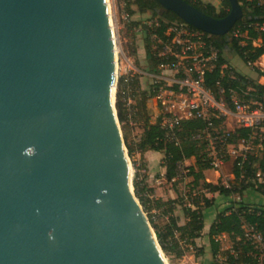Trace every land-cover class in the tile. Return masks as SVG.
<instances>
[{
	"label": "water",
	"instance_id": "1",
	"mask_svg": "<svg viewBox=\"0 0 264 264\" xmlns=\"http://www.w3.org/2000/svg\"><path fill=\"white\" fill-rule=\"evenodd\" d=\"M224 36L210 17L155 0ZM105 0H0V264H166L130 189Z\"/></svg>",
	"mask_w": 264,
	"mask_h": 264
},
{
	"label": "trees",
	"instance_id": "2",
	"mask_svg": "<svg viewBox=\"0 0 264 264\" xmlns=\"http://www.w3.org/2000/svg\"><path fill=\"white\" fill-rule=\"evenodd\" d=\"M125 1L129 5L134 6L139 14L150 12L152 16L156 17V21L151 25V30L147 38L149 43H164L168 39L165 36V31L168 26L173 24L185 25V23L175 14L164 10L155 0ZM183 1L202 13L216 19L224 17L229 9V3L227 0H221L222 8L219 11H216L211 5L203 4L200 0ZM236 1L242 11V18L236 22L228 34L224 36H211L204 34L207 41L217 50L218 57L213 68L209 71H204L202 75L203 84L216 99L222 97L223 101H225L229 108H232L230 102L231 91L248 108L251 109L260 106L264 110V82L256 84L250 83V81L242 75L221 69V67L225 65L223 52L227 49L232 50L244 64H252L257 59L261 60L264 58V0ZM188 27L193 29L190 26ZM234 32H237V37L233 36ZM245 33L248 36L252 35L253 38L258 41V45L253 46L251 42L244 41L243 35ZM241 42H244L245 44L242 45ZM160 48V44L156 51H151L150 45H147L146 47V55L151 62V65L155 67L167 63L166 60L157 56ZM256 71L259 77L264 79V71ZM182 77L183 75H178V78ZM124 79L126 78L122 77L119 79L116 92L115 108L119 123H123L126 119L124 101L122 100L126 98L124 93L127 85H129L132 90L129 97L134 102V109L136 110L135 116H139L145 111V103L148 100L146 93L139 91L136 77H130L125 84ZM248 88H251V90L246 91ZM170 90L176 91L177 86H172ZM151 118V116H147L144 119V137L140 145L144 150L163 152L165 180L171 182L176 176L177 165L190 158L195 160L196 166V170L193 168H190L189 170V175L192 176L193 182L197 183V181L203 180L202 172L211 169L209 163L205 160L204 143L201 140L191 139L202 131L204 128L203 122L200 120L181 121L177 129V136L180 143L178 146H175L173 143L164 140L163 132L159 129L157 124L150 123ZM217 124L218 122H214L215 126H217ZM254 134L256 133L248 129L235 128L231 141L234 142L242 139L248 141ZM123 141L127 154L130 156L132 149L127 144L125 136H123ZM259 145V156L248 155L247 161L242 164V169L233 165L231 172L233 180L240 181V190L246 188V186H243L244 183L253 181V184L248 186L254 187L260 195L264 196V135L262 136ZM257 172L260 173V181L257 180ZM132 186L136 197L140 194L141 190L145 191L146 189L145 187L140 189L139 183L134 180ZM204 188L209 192H216L223 197H228L231 194H238L240 192L235 188L232 190L225 189L222 186H213L207 183H204ZM147 191L148 193L151 192L150 190ZM140 198L142 197L138 198L139 201L141 200ZM201 200L204 207L208 208L210 206L211 200L206 197H202ZM173 203V201L164 203L158 201L154 203L153 206L154 208L162 207L163 214L167 218V222L162 229L153 226L157 243L163 252L177 248V243L170 248L167 247L168 244H171V241H174L175 234H178L181 240H190L193 242V240L199 237V233L203 228L202 215L199 211L200 207L198 206L197 201L191 199L189 206L183 207L182 213L186 219V223L183 226H178L177 219L173 216L174 207L170 206ZM191 207H193V209ZM243 225L252 226L258 232L264 234V209H250L243 204H237V208L229 207L219 213L207 232L211 254L215 256L219 251V242L215 239L217 236L227 235L232 238H242L243 231L241 227ZM229 264H255V262L249 257H246L245 253H242L238 256L237 260L230 259Z\"/></svg>",
	"mask_w": 264,
	"mask_h": 264
},
{
	"label": "rangeland",
	"instance_id": "3",
	"mask_svg": "<svg viewBox=\"0 0 264 264\" xmlns=\"http://www.w3.org/2000/svg\"><path fill=\"white\" fill-rule=\"evenodd\" d=\"M108 1L111 22L113 25V34L117 48V73L116 87L114 88V105L116 103L118 81L122 77L126 78L127 82L130 77H136L139 91L146 93L148 96V100L145 103V111L139 116L134 115L131 117H127V114H129L127 111V99L124 98L122 101H124L126 119L123 123H119L118 120L117 122L124 146V152L129 164L130 189L154 233L153 226L162 229L167 222V218L166 216H162L160 212H157L156 209H153L154 203L156 202L154 198L150 197V193L147 191L152 188H149L146 186L147 184H144L147 164L143 155L146 151L150 150L142 149L140 144L144 137V119L147 116L153 118L157 111L161 110L157 107L159 101L161 108L174 102L171 97H167V94L169 88L172 87V80L175 76H173V70L151 65V62L146 55L147 45H150L151 51L158 50V45L152 42L149 43L147 40L151 25L155 23L156 17L152 16L150 12L139 14L136 11V8L129 5L125 0ZM243 40L251 42L253 46L258 45V41L254 39L252 35L248 36L245 33L243 35ZM241 44L244 45L245 43L241 42ZM223 59L225 65H223L221 69L224 71L242 75L246 77L250 83L256 84L264 82V79L259 77L256 71H264V67L260 64L261 60L257 59L252 64H244L230 49L223 52ZM250 90L251 88H248L246 91ZM231 125V122L228 120L226 126L230 128ZM123 136L126 137V142L132 149L130 156L127 154ZM232 143L237 149L239 146L238 142L234 141ZM244 148L248 155L259 156L260 145L258 134H254ZM155 153L157 154H152L153 157L151 158V163H153V174L151 177L152 179H160L161 173L163 177L165 173L163 162L164 155L163 152ZM226 167L228 171L232 170L231 162H228ZM190 168L196 170L195 160L193 158L185 160L180 165L177 178L174 181L166 182L163 180L158 186L162 188L165 195L169 197L167 198V202H174L170 206H173L174 209L180 213L179 215H181V218L183 207L189 206L191 199L198 202V206L200 207L199 211L202 215V223L204 224L205 229L209 223H213L215 217L227 209V207L237 208V204H243L250 209H264V196L260 195L254 187L248 186L253 184V181L244 183L243 186H246V188L240 190L241 185L239 180H233L232 176L228 179L224 175H221L218 170L209 169L211 171L205 173V178L203 180L194 183L192 176L189 175ZM133 180L139 183L140 189L143 187L146 188L145 191L141 190L137 197L133 192ZM205 182L218 186L224 184L231 190L235 188L240 192L238 194H231L228 197L219 196L217 193H208L204 188ZM139 197H142L140 198V201L138 200ZM202 197L211 199V204L208 208L204 207L201 200ZM191 208L193 209V207ZM184 220L185 218H182V220L179 221L178 218L177 222L183 223ZM215 239L219 242V251L215 256H213L210 251L207 230L203 229L199 233V237L193 240V242L190 240H181L179 235L175 234L174 241H171V244H168L167 247L170 248L177 243V248L166 252H163L161 248H159L166 264H229V261L225 260L226 262H224L227 255L226 249L229 245H235L241 254H248L250 252L249 247L243 245L242 241L238 240L236 237L232 238L227 235H220Z\"/></svg>",
	"mask_w": 264,
	"mask_h": 264
},
{
	"label": "built area",
	"instance_id": "4",
	"mask_svg": "<svg viewBox=\"0 0 264 264\" xmlns=\"http://www.w3.org/2000/svg\"><path fill=\"white\" fill-rule=\"evenodd\" d=\"M165 36L168 38L166 42L154 43L161 45L157 56L167 61L165 64H160L159 68L174 71L175 78L172 80V86H177V90L173 91L170 90L171 87L169 88L167 97H171L174 102L161 108L159 101L157 107L161 110L157 111L150 123L157 124L163 132L165 141L178 146L180 140L177 129L180 122L200 120L204 128L191 139L203 141L205 160L211 169L219 170L228 162H231V166L235 165L242 169V164L247 161L248 156L244 147L249 140H237L239 146L236 149L231 141L234 129L243 128L253 131L258 134L260 142L264 135V110L260 106L248 108L231 91L232 108H229L222 98L216 99L205 88L202 75L204 71L213 68L218 52L204 37V33L191 29L186 24H173L167 27ZM233 36L237 37V32H234ZM180 74L183 75L182 78H178ZM124 83H127V79H124ZM130 93L132 90L127 85L124 93L129 112L127 117L134 116L136 113L134 102L129 97ZM228 120L232 124L230 128L226 126ZM214 122H218L217 126ZM184 161L177 165L176 176L171 181L177 178L178 169ZM256 177L260 181L259 172L256 173ZM221 186L230 189L224 184ZM241 228L243 234L238 240L250 249L245 256L255 264H264V234L252 226L243 225ZM226 250L224 262L230 259L237 260L241 254L235 245H229Z\"/></svg>",
	"mask_w": 264,
	"mask_h": 264
},
{
	"label": "crops",
	"instance_id": "5",
	"mask_svg": "<svg viewBox=\"0 0 264 264\" xmlns=\"http://www.w3.org/2000/svg\"><path fill=\"white\" fill-rule=\"evenodd\" d=\"M203 4H208V5H211L212 7H214L215 8V10L216 11H219L221 8H222V2H221V0H200ZM152 154H157V153H155V152H152V151H146L145 153H144V155H143V157L145 158V162H146V168H147V170L145 171V177H144V184H147L146 186L147 187H149V188H152V189H150V197H152V198H154L155 199V202H167V198H169V197H167L166 195H165V192L162 190V188H160V187H158L160 184H161V182H163V180H165V178L163 177V175H162V173H161V177H160V179H152V177H151V175L153 174L152 172H153V166H152V164L153 163H151V158L153 157V155ZM228 163H226V164H224L218 171H219V173L221 174V175H224L226 178H230L231 176H232V170H230V171H228V169H227V167H226V165H227ZM211 170H204L203 172H202V175H203V179L205 178V173L206 172H210ZM166 181V180H165ZM167 182V181H166ZM205 183H207V182H205ZM207 184H210V185H213V186H215V184H211V183H207ZM208 193H216V192H209L207 189H205ZM220 196V195H219ZM212 198H214V197H212ZM207 199H209V198H207ZM209 200H211V199H209ZM244 202V201H243ZM264 204V203H263ZM228 208V207H227ZM153 209H156L157 210V212H160V214L162 215V216H165L164 214H163V208L161 207V208H153ZM180 213L179 212H177L175 209L173 210V216L176 218V219H178L179 218V221H181L182 220V218H185L184 217V215H183V213H181L182 214V218L180 217L181 215H179ZM185 223H186V219L183 221V223H178L177 222V225L178 226H183V225H185ZM212 223H209V225L206 227V229L204 228V224H203V230H207V232H208V229H209V227H210V225H211Z\"/></svg>",
	"mask_w": 264,
	"mask_h": 264
},
{
	"label": "bare ground",
	"instance_id": "6",
	"mask_svg": "<svg viewBox=\"0 0 264 264\" xmlns=\"http://www.w3.org/2000/svg\"><path fill=\"white\" fill-rule=\"evenodd\" d=\"M105 1H106L107 9H108V18H109V23H110V31H111L113 47H114L113 54H114V78H115L116 77V73H117L116 72L117 71V60H116L117 59V48H116L115 37H114V34H113V25H112V22H111V15H110V10H109V1L108 0H105ZM260 64L264 67V58L261 59ZM128 171H129V164H128ZM129 176H130V173H129Z\"/></svg>",
	"mask_w": 264,
	"mask_h": 264
}]
</instances>
